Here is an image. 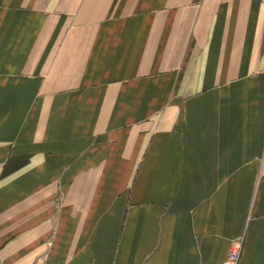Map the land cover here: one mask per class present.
<instances>
[{"label": "crops", "instance_id": "0c3cea01", "mask_svg": "<svg viewBox=\"0 0 264 264\" xmlns=\"http://www.w3.org/2000/svg\"><path fill=\"white\" fill-rule=\"evenodd\" d=\"M264 264V0H0V264Z\"/></svg>", "mask_w": 264, "mask_h": 264}, {"label": "built area", "instance_id": "2783aa9c", "mask_svg": "<svg viewBox=\"0 0 264 264\" xmlns=\"http://www.w3.org/2000/svg\"><path fill=\"white\" fill-rule=\"evenodd\" d=\"M243 240H235L231 243L226 260L223 264H239Z\"/></svg>", "mask_w": 264, "mask_h": 264}]
</instances>
